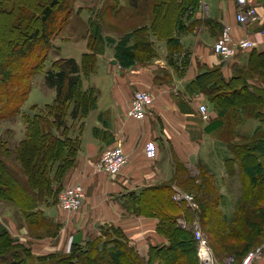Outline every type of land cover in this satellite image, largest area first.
<instances>
[{
    "label": "crops",
    "instance_id": "0c3cea01",
    "mask_svg": "<svg viewBox=\"0 0 264 264\" xmlns=\"http://www.w3.org/2000/svg\"><path fill=\"white\" fill-rule=\"evenodd\" d=\"M146 1V15L133 30L115 37L95 24L93 48L82 52L80 60L60 57L74 58L83 72V54L95 55L93 70L81 75L83 87L96 91V100L81 120H68L80 144L60 183L61 189L83 184L86 195L74 212L63 210L57 200L40 204L37 210L53 224L42 234L13 203H5L2 224L16 243L29 249L32 264H37V256L74 248L110 259L123 246L147 261L153 246L170 244L169 235L158 231L159 216L152 213L163 191L150 189L160 186L170 188L171 194L190 192L192 180L209 178L222 198L218 209L231 221L235 194L227 188V160L237 158L235 147L251 145L258 134L256 142L264 147V0H249L260 19L247 25L237 21L236 0H176L197 4L188 12L180 7L174 13L169 9L172 2L153 9L160 0ZM226 25L232 27L234 38H262L260 45L230 59L217 55L213 44ZM127 34L126 45L136 51L132 63H124L123 53L117 55V43ZM100 60L106 98L95 83L85 81ZM139 89L153 97L143 120L128 115ZM202 103L208 120L201 117ZM115 146L125 150L127 163L113 176L98 172L97 161Z\"/></svg>",
    "mask_w": 264,
    "mask_h": 264
},
{
    "label": "trees",
    "instance_id": "16d2710c",
    "mask_svg": "<svg viewBox=\"0 0 264 264\" xmlns=\"http://www.w3.org/2000/svg\"><path fill=\"white\" fill-rule=\"evenodd\" d=\"M32 1L29 3L26 0L17 4L16 0H0V3L3 4L9 2L8 8L4 9L6 13H12L13 7L17 4L20 18L24 15L23 17H26V19L22 17L24 21L38 19L42 24L41 27L25 32L23 40L18 42V46L15 45L17 49L13 53L18 56L17 64H20L33 52L47 49L51 44V35L60 22V14L65 12L68 17L70 12L69 0H47L37 18V0ZM42 1L39 2L41 4L39 8L43 5ZM166 2H172L169 8L171 13L180 7L188 12L197 4V2L160 0L157 1L153 9ZM4 10L0 9V11ZM96 31L95 28L94 32L96 33ZM129 35L127 34L125 39H121L116 46L117 55L120 56L123 53L124 63H132L136 53L135 48L126 45ZM110 41L116 42L112 37H110ZM45 60V57L42 58V65L38 66L39 71L45 69ZM94 61V54L84 53L83 72L74 58H60L53 61L52 67L46 69L45 74L49 86L55 91L54 100L45 104L44 107H39L33 115L28 113L23 115L24 137L17 142L14 148H10L9 140L0 139V199L14 203L23 212L31 226H46L47 229L53 227L52 222L44 216L42 210H37V208L40 204H48L58 199V194L63 189L60 186L61 180L75 162L80 139L78 136L73 137L69 134L71 125L68 124V120L70 118L73 121L81 120L96 100V91L92 87L86 89L83 87L81 75V73L87 75L93 70ZM17 64L8 62L10 68L6 70L0 67V74L3 76L0 80V120L11 116L1 102L5 96H11L8 92L4 93L8 82L11 89H14L15 78L11 76L10 71H14V68L17 69ZM30 87L31 85L26 82L20 92L18 90L14 95L17 99L25 100L30 92ZM18 110L19 108L15 107L12 114L17 113ZM258 137L259 134L251 141V145L235 147L237 158L227 160L228 177L226 182L229 190L236 197L235 214L231 221L228 222L218 209L221 196H218V189L209 178L191 181V190L189 191L195 194L199 204V208L193 211L185 202L178 204L173 199V193L169 192L170 188L166 186L152 188L150 190L163 191L162 195L155 198V201L160 205L154 206L155 209L152 213L159 216L158 231L169 235L170 244L153 246L147 261L140 258L133 250L123 246L121 249H115L111 258L107 260L108 264H156L157 260H159L158 264H177L178 262L199 264L194 232L189 227L179 225L180 217L185 218L188 223H192L195 218H198L201 224L210 227V229L214 228L215 233L218 232L221 238H218L216 243L214 242L217 255L230 253V256L236 259V255L242 253L244 256L251 248L262 243L254 242L264 235V220L261 217L264 214V209L258 208L259 205L254 203L250 206L251 202L249 203V201L252 199L247 197L251 190L258 189L261 192L264 184V147L258 145L261 141L256 142ZM13 154L21 164L20 174L13 173L14 169L8 160V157ZM256 198L258 202L259 197ZM171 211H178L180 214H173ZM212 237L214 236L212 235ZM222 237L232 238L230 239L232 241L224 240ZM11 250H13L12 253ZM80 251L85 256L87 263L106 264V261H103L105 260L104 254L100 253L97 257L92 258L90 255L88 257L90 251L88 253L86 250H75V248L65 255L52 254L37 256V258L38 260L52 259L49 264H75ZM10 253L14 258L12 263L32 264L29 258V249L23 244L16 243L9 230L0 222V260L2 258L4 260H1L2 262L7 261L5 255ZM226 261L227 259L224 260V263Z\"/></svg>",
    "mask_w": 264,
    "mask_h": 264
},
{
    "label": "rangeland",
    "instance_id": "374dc122",
    "mask_svg": "<svg viewBox=\"0 0 264 264\" xmlns=\"http://www.w3.org/2000/svg\"><path fill=\"white\" fill-rule=\"evenodd\" d=\"M16 1L18 4L19 2L22 1L24 2L26 0H16ZM28 1L29 3L33 2L32 0H28ZM45 1L47 0L42 1L43 5L40 6L39 8V5L41 4L39 3L40 0H37V6H38L37 18L39 16V12L41 8L44 5H46ZM17 4L15 5V7H13L12 13L8 14L5 12L4 9L6 7L8 8L9 2L7 4L0 3V9L4 10V11H0V67H2L5 70L7 68H10L8 62H13L17 64L18 56H16L13 52H15V50L17 49L15 45L18 46V42H21L23 40V37L25 35L24 33L25 32L27 33L32 28L35 29L37 27H41L42 25L41 21L38 19H32L31 21L30 20L24 21L23 18L26 19V17H23L24 15H22L23 18L22 17L20 18L19 10H18L19 8ZM146 5H147L146 0H69L68 3V8H70L69 15L67 17V14L65 12H63V14H60L61 16L59 15L60 22L55 28L53 34L51 35L52 40L50 46L47 49L41 50L40 52L39 50L37 52H33L29 57L24 58V60L20 62V64H17L18 66L17 69L14 68L13 69L14 71H10L11 76H14L15 78L13 81L14 89H11V86H9V82H8L7 89L4 91V93L8 92L11 96L9 95L5 96L1 104L4 107V109L11 114V116H7L3 120H0V139L4 138L6 140H9L8 143L10 148H14L17 142L24 137L22 130L25 128L23 115L25 113L33 115L34 113L37 112L39 107H44L45 104L51 103L54 100L55 97L54 92L49 86L45 74L46 69H50L52 67L51 65L53 60H56L60 57H66L68 55H72L73 57H76L80 60L82 52L86 51L89 47L90 48L94 47L93 43H95L96 40L92 39L91 34L93 33V27L95 26V24H98L104 33L112 34L115 37L121 36V34L126 31L133 30L134 28H136V26H138L141 23V19L145 17ZM44 57L46 58L45 69L39 71L38 66L42 65V58L44 59ZM105 75L106 74L103 69V62L100 60L95 73H93L90 76V78L85 79V81L87 83L89 82L95 83L96 85L95 87L99 89L101 95H105L106 98V95H108L107 82H104L102 80V78ZM2 78L3 76L0 74V80ZM26 82L29 83V85H31L28 96L26 97L25 100H20V98L17 99L14 94L18 90L20 92L23 84ZM105 85L106 88H104ZM105 98L102 99V101H100L99 103L100 107H103L102 103L105 101ZM233 98L234 101H237L239 100L240 97L237 96ZM15 107L19 108L18 110L19 113L17 112L15 114H12L13 109ZM251 120L252 122H256L254 119ZM71 133L73 134L72 135L73 137L75 134H77V133H73L72 130L69 129V134L71 135ZM15 158H16L15 154H13L12 156L8 157V160L11 162L12 168L14 169L13 173L20 174L21 164ZM237 186L239 185L237 184ZM227 188H229L228 185ZM186 193L192 194L194 196V200L197 206L190 208L192 211L197 210L199 208V204L195 198V194L191 192H186ZM247 197H250L252 199L249 201V203L251 202L249 204L250 206L254 203L259 205L258 208L264 209V184L261 188V192H259L258 189H256L255 191L251 190ZM256 197H259L258 202ZM232 198L235 203L236 202L235 195L232 196ZM3 201L4 200L0 199L1 223L3 221L2 213L4 206L6 205L5 203H10L9 201H4V202ZM13 205L16 207L14 203ZM222 205L223 204L221 198L219 201V206L222 208ZM220 211L225 216L222 209H220ZM261 217L264 220V214H262ZM183 220L186 221V225H183L182 223L181 224L185 227L191 228L192 231L194 232V228L192 226L193 222L188 223L187 220L184 218ZM200 227L202 229L203 234L209 240L210 246L215 256V260L219 263L221 262L224 263L225 259L231 257L230 256L231 254L220 253V255H217L215 251V247H216L215 243L217 242L218 238H221V236L218 235V232L215 233L213 231L214 228L210 229V227L203 224H200ZM47 228L48 227L46 226H39V227L32 226V229L36 230L37 234H42L43 232H47L48 231ZM212 235L214 237H212ZM222 238L224 240L227 239L229 241H232L230 240L232 238H224V237ZM263 241H264V235L263 237H259L257 241H255L254 243L256 242L260 243ZM10 252L12 253L13 250H11ZM11 253L7 256L5 255V258L7 259L8 263L7 261L2 262L1 260L3 259L1 258L0 260L1 264H6V263L15 264L12 263V259L14 258ZM65 254L68 253H61L57 255L60 256ZM78 254L79 255L75 264H89L85 261V256H83V253H81V251L78 252ZM89 255L92 256V258L98 256V254L97 255L88 254V257ZM171 256H173V253H171ZM197 256H198V251H197ZM242 256H243L242 253L236 255L237 257L236 262H239ZM104 259L105 260L103 261H106V264H108L107 262L108 257L106 255H104ZM51 260L52 259L38 260L37 258V264H47V263L49 264V261ZM177 264H189V263L178 262Z\"/></svg>",
    "mask_w": 264,
    "mask_h": 264
},
{
    "label": "built area",
    "instance_id": "2783aa9c",
    "mask_svg": "<svg viewBox=\"0 0 264 264\" xmlns=\"http://www.w3.org/2000/svg\"><path fill=\"white\" fill-rule=\"evenodd\" d=\"M238 5L237 21L243 25L255 23L260 19L259 12L255 5H249V0H236ZM262 38H234L232 36V27L226 25L220 37L213 44V51L226 59L234 57L240 50L257 48ZM153 97L147 90H137L134 92L132 102L128 109V115L137 120H143L147 114V108L152 103ZM201 116L204 120L209 119L207 105L202 103L199 107ZM128 156L121 146L107 148L100 160L96 163V170L109 176L116 175L127 163ZM86 190L83 184H76L64 188L58 197V202L63 210L74 212L81 208L85 199ZM173 199L181 204L191 208L197 204L192 194L182 191H176ZM183 225L186 221L180 219ZM199 219L193 221L194 236L197 241V251L200 264H264V241L251 248L239 262L234 257L227 259L226 263H219L215 260L213 250L208 238L203 234Z\"/></svg>",
    "mask_w": 264,
    "mask_h": 264
}]
</instances>
